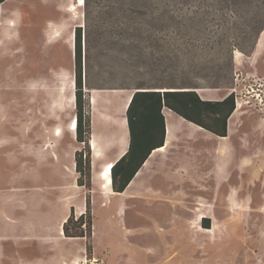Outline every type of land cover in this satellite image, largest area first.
I'll list each match as a JSON object with an SVG mask.
<instances>
[{
  "label": "rangeland",
  "instance_id": "1",
  "mask_svg": "<svg viewBox=\"0 0 264 264\" xmlns=\"http://www.w3.org/2000/svg\"><path fill=\"white\" fill-rule=\"evenodd\" d=\"M16 1L19 19L12 27L8 20L0 27V264H264V31L250 56L232 50L227 79L220 88H208L216 99L232 94L235 110L240 103L230 118L228 139H219L224 144L181 122L185 129L176 141L155 154L136 180L133 202L110 200L98 179L106 158L93 159L89 143L91 187L77 185L75 153L87 154V148L70 133L76 115L74 29L81 27L82 33V92L90 137L91 95L109 113L106 105L120 106L135 83L149 80L146 72L152 66L139 72L132 68L128 46L116 43V25L105 23L91 30L94 49L86 87L84 0ZM201 1L212 4L165 1L163 24L174 37L184 70L211 77L217 66L228 63L227 48L216 45L228 27L264 12L206 6L200 11L202 25L190 26L188 19ZM174 2L177 24L171 34ZM169 40L164 37L161 43L167 47ZM94 128L102 130L97 121ZM105 129L100 135L111 138L113 129ZM54 189L63 192L54 218L26 223L41 196L57 195ZM71 214L91 220L88 237L61 234ZM202 218L208 219V231Z\"/></svg>",
  "mask_w": 264,
  "mask_h": 264
},
{
  "label": "trees",
  "instance_id": "2",
  "mask_svg": "<svg viewBox=\"0 0 264 264\" xmlns=\"http://www.w3.org/2000/svg\"><path fill=\"white\" fill-rule=\"evenodd\" d=\"M5 0H0L2 3ZM168 0H84L85 25L83 32V62H84V86L90 85L91 53L94 49L92 28L102 27L105 23L116 25V43H126L131 67L137 72L148 66L151 71L146 72L149 80H143L133 85L135 89L125 112L128 128L129 146L127 152L112 166V189L116 193H122L129 185L135 174L150 154L164 145L165 122L163 110L168 109L184 121L204 130L217 138L227 137L228 120L235 111L233 95L230 94L218 101L202 100L197 93L198 89L220 88L221 83L228 77L231 70V52L240 50L246 56H250L255 48L256 41L264 31V15L256 19L239 16L243 23H233L228 27L229 32L223 34V38L216 45L227 48L229 54L228 63L217 66L218 70L213 76L200 75L184 70L183 61L180 58L173 36L165 33L169 28L164 25V7ZM212 4L201 3L188 19L190 26L202 25L203 18L200 11H206V6L213 11L219 6L229 5L238 11V8L246 12H264V0H211ZM221 3V5H220ZM174 2L169 10L170 20L174 26H170L171 34H174L177 24L175 18ZM204 14V13H202ZM263 15V16H262ZM166 29V30H165ZM233 29V30H232ZM230 30H232L230 32ZM74 63H75V109L76 130L75 140L84 144L87 154L75 153V172L77 173V185L91 187L90 150V121L85 115V102L82 92V33L81 27L74 29ZM102 36V33H98ZM164 37H169L165 47L161 42ZM125 45V44H123ZM225 49V48H224ZM189 49H187V53ZM186 55V53H184ZM135 62L137 65H135ZM145 73V74H146ZM142 74V75H145ZM205 82L204 85L200 82ZM207 218H202L201 226L209 229ZM207 225V226H205ZM91 220L81 215L74 219L71 214L62 225V233L66 238L84 239L90 235Z\"/></svg>",
  "mask_w": 264,
  "mask_h": 264
},
{
  "label": "crops",
  "instance_id": "3",
  "mask_svg": "<svg viewBox=\"0 0 264 264\" xmlns=\"http://www.w3.org/2000/svg\"><path fill=\"white\" fill-rule=\"evenodd\" d=\"M16 2H17L16 0H5L2 3H0V27L3 26V24L5 23V20H8V22H9L8 26L12 27V25L14 26V21L19 19L20 11H19V9L16 6ZM212 91L213 90H211V89H198L197 93H198V95L200 96V98L202 100L218 101V100L223 99V98H220V99L213 98V96L211 94ZM131 95H132V93L128 96L130 99H131ZM91 97H92V95H91ZM91 109H92V117H91L92 133H91V137L89 139V145L91 147L92 138H93V136H95L96 137V141H97V146H98L97 147L98 155H96L95 151L91 148L92 158L93 159H100V160L103 159L104 157L106 158L104 160L103 164H102V167H101L99 173H98V179L100 180V186L99 187H100V189L102 191V194L104 196L110 198V200L111 199L112 200H116V199H119L118 197H121V198L123 197L124 199L129 200V201L131 200V202H133L132 199L135 198V196H133V192H134V189L136 188V186H135L136 180L138 178H140V177L141 178L143 177L144 169L149 166L151 158L155 154L166 152V150L176 141L177 136L185 129V126H183V124L180 123L183 120L180 117H178L177 115L175 116L174 113H172L170 110H168V109H164L163 110V116H164V122H165L164 145L161 148L154 150L150 154V156L143 163V165L141 166L139 171L135 174V176L133 177V179L131 180L129 185L126 187V189L122 193H116V192L113 191L111 185H110V187L107 190H104L102 188V181L99 178V174L105 168L106 165H108L110 163L115 164L127 152L128 146H129V136H128L127 123H126V134H127L126 146H125L124 151L122 153H120V148H119V145H118L117 141H112L109 138L108 139H104L100 135V133H101L100 131H102V130H98V129L94 128V126L96 124V121L102 126L101 119L103 117L95 115L94 109L92 108V106H91ZM237 109H239V108H236V110ZM236 110L234 111L232 116H230V118H232L235 115ZM102 114L104 115V113H102ZM230 118L228 120L227 137L226 138H218V140L219 139H221V140H227L228 139V137H229L228 135H229V131H230V125H231ZM177 119H179L180 122H178ZM167 120L170 123L173 122L174 126L177 128L176 129L177 131L175 132L173 140L170 142V144H167V140H166V138H167V128H166ZM182 123L192 126L191 124H189L187 122H182ZM192 127L197 128L194 125ZM70 133H72V135H75V131L74 132L70 131ZM221 140H219L220 143L224 144V142L221 141ZM113 148H115V150L111 154H107V152L110 151V150H113ZM219 150L222 151L220 148H219ZM53 191L54 192H58L55 197H48V196L42 197L41 196L40 197L41 199L38 200V202H40V203L38 205L34 204L35 209L30 214H28L26 216V218L24 219V221H28L26 223L38 222V223H41V224H45V223H48L49 221H51L54 218V216L56 215L57 211L60 210L62 205H63V201L61 200L63 192H59L57 189H54ZM232 198L233 197H230L229 200L231 201ZM3 202H5V201H3ZM65 221L66 220H64L62 222V224H61V234H63L62 233V225H63V223ZM3 224H4L3 218L0 217V227H2ZM206 231H208V229Z\"/></svg>",
  "mask_w": 264,
  "mask_h": 264
},
{
  "label": "bare ground",
  "instance_id": "4",
  "mask_svg": "<svg viewBox=\"0 0 264 264\" xmlns=\"http://www.w3.org/2000/svg\"><path fill=\"white\" fill-rule=\"evenodd\" d=\"M240 55L241 54L239 52H237V54L235 56L236 59H238L240 57ZM129 99L130 98L128 97L127 100H124L123 103L118 107L112 108L114 105H106V106H109L108 110H110V111H109V113H105L104 112L105 104L99 103L96 94H93L91 97V106L94 109L95 115L98 114V116H101V112L105 114V116L101 119L102 132H104V129L106 126L113 129V133L112 134L109 133V134H111V136L110 135H108V136L112 138V139L109 138L112 141H117L119 148H120V153H122L124 151L125 146H126L127 134H126L125 112H126V109L128 107V104L131 100V99L130 100ZM102 106H103V109L100 108ZM239 106H240V103H237L236 108H240ZM238 110L239 109H237L236 112ZM236 112H235V114H236ZM182 122H186V121L183 120ZM107 128L105 130H107ZM166 128H167L166 140H167V144H170V142L173 140L175 132L177 131L176 130L177 128L174 126L173 122L170 123L168 120L166 123ZM70 129L74 130V131L76 130V120L75 119H73ZM97 147L98 146H97L96 137L93 136L92 141H91V148L95 151L96 155H98ZM113 165L114 164H112V163L106 165L105 168L99 174V178L102 181V188L104 190H107L112 183V179H111L110 174H111V169H112Z\"/></svg>",
  "mask_w": 264,
  "mask_h": 264
},
{
  "label": "water",
  "instance_id": "5",
  "mask_svg": "<svg viewBox=\"0 0 264 264\" xmlns=\"http://www.w3.org/2000/svg\"><path fill=\"white\" fill-rule=\"evenodd\" d=\"M134 93V92H133ZM133 93H132V95H133ZM75 95V94H74ZM132 95H131V97H132Z\"/></svg>",
  "mask_w": 264,
  "mask_h": 264
},
{
  "label": "built area",
  "instance_id": "6",
  "mask_svg": "<svg viewBox=\"0 0 264 264\" xmlns=\"http://www.w3.org/2000/svg\"><path fill=\"white\" fill-rule=\"evenodd\" d=\"M236 105H237V102H236Z\"/></svg>",
  "mask_w": 264,
  "mask_h": 264
}]
</instances>
